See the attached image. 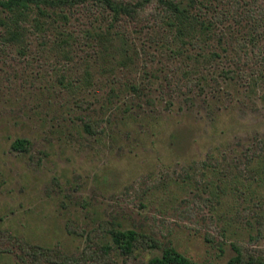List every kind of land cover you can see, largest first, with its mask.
<instances>
[{
  "label": "rangeland",
  "instance_id": "obj_1",
  "mask_svg": "<svg viewBox=\"0 0 264 264\" xmlns=\"http://www.w3.org/2000/svg\"><path fill=\"white\" fill-rule=\"evenodd\" d=\"M105 9L75 6L41 31L34 14L0 10V264H151L170 248L196 264H264L256 67L244 81L223 75L236 58L230 38L216 48L220 23L194 49L126 17L119 34L88 35L110 23ZM124 231L130 255L113 241Z\"/></svg>",
  "mask_w": 264,
  "mask_h": 264
},
{
  "label": "trees",
  "instance_id": "obj_2",
  "mask_svg": "<svg viewBox=\"0 0 264 264\" xmlns=\"http://www.w3.org/2000/svg\"><path fill=\"white\" fill-rule=\"evenodd\" d=\"M221 0H0V10L12 15L25 16L34 14V27L37 31L43 30L45 22L42 18H49V22H66L69 19L70 9L75 6H95L98 9L103 7L108 9L111 14L110 23L105 28H93L86 30L87 34H119L114 33L118 29L117 22L122 17L129 19L130 25L138 26L141 24L148 25L152 22V29L157 28V32L165 31L172 34V45L176 49L181 47L180 43L186 39V46L196 48L200 45H206L211 39V29L216 27L215 23L223 24V32H217L216 48L220 50L223 47V39L229 40V52L234 54L236 60H233L235 70H228L223 75L234 81H244L247 69L244 67H253V74L250 77L252 86L257 87L259 82L264 83V4H259L258 0H227L225 9L217 8L213 3ZM48 8V5L50 4ZM52 12H50V10ZM105 9V10H106ZM50 12V14H49ZM52 15V18L50 16ZM13 17V16H12ZM229 22L230 24H226ZM128 24V23H127ZM240 26L243 31L238 32L240 35L226 33L230 27ZM123 30V27L120 26ZM245 30V31H244ZM124 31V30H123ZM69 32L61 34L62 43H67L65 39ZM100 36V35H99ZM70 37V36H69ZM189 43V44H187ZM209 47V45H206ZM201 50V49H200ZM228 53L227 50H224ZM199 55V54H198ZM215 56L218 53H214ZM253 55H262V63L258 66H249V61ZM201 57V55H199ZM188 61H193L199 65V57L193 59V56L187 55ZM243 60V63H242ZM195 78V77H190ZM236 79V80H234ZM206 81L205 79H202ZM262 83V86H263ZM264 95V89H263ZM90 126L85 124V129L89 130ZM27 141L25 139L15 140L11 148L17 152L26 150ZM256 145L264 149V139L257 140ZM113 241L118 250L125 255L133 252L135 235L131 231L117 232ZM30 254L38 257H49V250L30 247ZM49 251V252H48ZM65 264L64 262H61ZM151 264H196L186 259L174 249H166L160 258L151 260ZM227 264H244L240 258H232ZM246 264V263H245Z\"/></svg>",
  "mask_w": 264,
  "mask_h": 264
}]
</instances>
